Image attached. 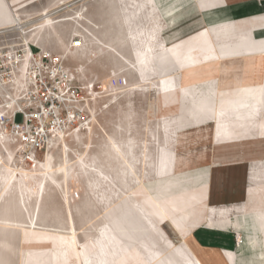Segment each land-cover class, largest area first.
I'll return each mask as SVG.
<instances>
[{
	"label": "crops",
	"instance_id": "obj_1",
	"mask_svg": "<svg viewBox=\"0 0 264 264\" xmlns=\"http://www.w3.org/2000/svg\"><path fill=\"white\" fill-rule=\"evenodd\" d=\"M40 1L0 0V35L3 34L1 31L8 32L13 27L15 14L24 16L25 11ZM145 2L134 0L127 6L123 24L129 21L134 10L142 11L145 5L148 8L151 5L157 19L164 22L156 0ZM181 7L174 3L166 9L165 15L172 17L180 8L196 11L200 27L181 45L182 56L172 61L175 72L168 79L159 71L155 57L138 60L143 66L153 64L156 78L163 82L157 94L167 98L158 105L159 110L186 112L180 120L173 115L168 120L170 127L181 121L182 130L177 129L167 136L160 143L164 147L149 152L143 149L144 142L112 136L101 148L102 152L97 156L100 160L95 167L86 169L88 167L81 161L80 169L87 173L86 184L83 185L82 178L74 172V182L78 183L75 187H92L93 193L98 192L103 210L90 222L95 223L102 215V223L107 225L104 236L101 238L100 235L99 244L93 240L88 246L80 245L70 216L71 232H56L57 247L53 248L49 235L55 232L39 230L37 216L36 226L31 227L34 253L30 264H264L260 233L264 225L257 217L264 209L261 205L264 204V180L257 179L256 171L249 172L255 167L249 166L247 159L240 158L238 148L227 152L232 145L257 143L256 136L220 138L217 125L210 124L214 122L216 110L240 109L247 113L256 105L257 95H264V78L259 80L257 72L258 58L264 57V0H186ZM45 10L49 9L46 7ZM96 25L102 28L103 24L97 22ZM127 30L129 26L126 29L123 25L122 31ZM198 31H202L203 37L196 34ZM120 61L127 62L126 59ZM205 67L210 73L199 72V68ZM190 68L197 70L191 72ZM178 75L180 81L176 83ZM124 79L127 81L126 77ZM208 79L217 87L218 98L213 93L209 96L211 82L197 83ZM183 85L188 87L185 95ZM166 87L176 89L168 91ZM225 87L231 91L223 97L221 90ZM202 92L206 97L202 98L201 107L196 108L193 97L202 96ZM175 95H179L178 101L173 98ZM199 121L201 123L197 124ZM193 130L209 140L211 146L206 148L202 161L188 163L187 157L182 156L186 152L181 151L179 138ZM84 133L81 131L71 138L82 145L91 143V137ZM66 145L70 149L69 141ZM222 147L224 151L220 152L218 149ZM84 148L85 154L93 151L90 146ZM83 154L84 149L79 155ZM131 160L135 162L133 165ZM248 173L252 176L250 185H246ZM65 192L68 191L65 189ZM68 197L65 196L66 200ZM72 198L76 196L72 195ZM96 204L93 200L92 205ZM172 220L182 229L189 230L184 240H179L178 232L169 225ZM146 233L155 238L156 247L145 244ZM163 238L171 244L166 249L161 246ZM43 247L49 248L42 255L40 249Z\"/></svg>",
	"mask_w": 264,
	"mask_h": 264
},
{
	"label": "rangeland",
	"instance_id": "obj_2",
	"mask_svg": "<svg viewBox=\"0 0 264 264\" xmlns=\"http://www.w3.org/2000/svg\"><path fill=\"white\" fill-rule=\"evenodd\" d=\"M133 1L42 0L32 6L29 11L23 13V19H25L23 25L28 30L26 35L21 33L19 28H16L17 26H13L8 32L0 35V46H8L13 49H24L27 42L25 37L27 36L34 52L40 53L43 49H46L51 52L52 59H56L55 62L57 63L55 64L52 61L45 60L46 65L64 66L67 71H71L75 75L71 76L69 83L72 90L76 91L78 95L81 119L70 128L75 131L78 125L84 129L89 123L88 127L83 131H85V135H88L89 138L91 137V143L83 144V146L72 138H68L70 149L67 148V155H64L62 151L63 145H58V149L55 145L48 150L54 153L58 169L66 166L69 174L74 173V170L77 169L75 173L82 178L81 182L83 185L86 184L87 173L80 169L81 160L88 167L86 169L95 167L100 160L97 156L102 152L101 148L106 146V141L109 137L126 136L132 141H140L142 144L144 142L143 149L146 152L153 151L164 147L160 143L167 136L173 135L177 129L179 132L182 130L181 121L176 124L178 128L169 126L170 115L178 117L179 120L187 115L186 112L181 111L170 113L159 110L158 105L167 98L157 94L158 88L162 87L163 82L156 78L157 73L155 68H153V64L141 65L135 50L149 47L148 51L155 54L160 51L163 39L169 43L178 36L189 35L200 27L197 22L198 13L193 10L181 9L182 4L186 3V0H156L159 5L158 10L166 22V27L161 34L160 28L163 26V21L157 19L151 5L149 8L145 5L142 11L140 9L134 10V14L129 17V21L123 24V14L127 6H130ZM145 3L147 4V0ZM174 3L175 5H180V10L172 17L166 16V9L172 4L174 5ZM46 7L53 14L54 20L56 19L55 21L58 22L55 24V29L41 30L39 33L40 19L43 14L41 12ZM200 7H203V4H200ZM81 15L85 17L84 20H82ZM97 22L103 24L101 25L102 28L96 25ZM123 25L126 26V29L129 26V30L122 31ZM127 36H130V39ZM140 36H144L145 41H139ZM39 37H41L40 41ZM192 37L193 34L189 39ZM79 41H81L80 47H72L74 42ZM41 43L43 44L42 46L40 45ZM108 46L116 49L117 54L109 52ZM179 50L180 47L178 50L176 49L177 52ZM121 55H125L127 62L122 63L120 61L122 59ZM196 70L193 68L189 69L191 72ZM199 72L210 73V70H207L206 67L199 68ZM257 72L259 80L263 79L264 57L258 58ZM124 77L127 78V81ZM147 77L151 79H146ZM102 81H108L114 85L111 94L108 95L105 89L100 88L101 83L99 82ZM179 81L180 76L178 75L175 82L178 83ZM205 81L207 80H199L197 83L203 85L202 83ZM127 82L128 86H126ZM89 83H96V100L93 99V95L86 89ZM187 89L188 87L184 86L182 90L184 95ZM167 90L169 91L170 89ZM230 91L229 88L225 87L221 90V95L225 97ZM173 98H176L177 101L178 98L180 99L179 95H175ZM255 106H260L262 110L259 111L260 115H255L254 118L262 117L264 122V95H257ZM63 116H66V111H63ZM18 119L20 120L21 116ZM3 122L8 126V133L12 134L11 120L3 118ZM257 127L255 120L251 122L248 132L245 133L246 137L257 136ZM170 138L176 140L175 137ZM179 141L181 151L186 152L182 156L187 157L188 163L202 161L206 148L211 146L209 140L197 135L194 130L180 137ZM89 146L93 151L90 150L85 154L86 149L84 147ZM234 148H238L241 151L240 158L247 159L249 166L255 167L254 170L250 171L249 169V172L256 171L258 174L257 179L259 181L264 180V142L240 143L237 147L232 145L227 152H230V150L234 151ZM40 149H47V145H43ZM83 149L84 154L80 156L79 153ZM48 150L37 153L40 161L45 160ZM218 150L220 152L221 150L224 151L223 147ZM24 152H20L19 147L12 141L10 136L0 131V217L19 220L18 222L11 221L8 225L0 228V264H30V260L33 259L34 252H32V247L34 245L31 244V238L27 242V234L23 233V230L35 227L36 224H32L31 221L32 216H38L37 221L39 224L36 227L39 230L55 232L49 235L53 248L57 247L55 243L56 232H71L70 216L76 227L80 245L88 246L93 240L98 242L100 235L103 238L102 235L104 236L107 225L102 223V215L95 220V223L90 222L92 218L94 220L97 213L103 210L102 202L98 200V192L96 194L93 193L92 187H75L78 183L74 182V174H70L68 177V187L64 184L65 174L58 170L55 179L49 177L46 187L38 193V184L35 186L28 179L32 175L33 170L41 169L42 166L37 164L34 157L30 160L27 159V155ZM13 156L16 157L19 167L26 170L29 175H20L18 186L7 187L2 192L4 181L10 174L9 169L3 166L2 162L7 165L11 164L10 160ZM130 162L131 165L135 163L132 160ZM251 177L248 173L246 185L251 184ZM129 178L131 179L130 176ZM65 189L68 192H65ZM118 189L120 190V187ZM38 194H40V200L37 201ZM67 195L69 197L66 200ZM72 195L76 196V198H72ZM129 195L131 196L132 194ZM93 200L97 202L96 205H92ZM261 205L264 206V204ZM263 213L264 209L260 214ZM260 214L257 215L258 218ZM260 233L262 234L264 245V228H262ZM140 236L138 237L140 238ZM111 239L113 240V238ZM143 239L145 244L151 245L153 248L157 246L155 238L151 234L146 233ZM112 240L110 241L111 243ZM169 243V240L163 238L161 241L162 248H168L171 245ZM46 245H49V243ZM48 248L43 247L40 249V253L42 252V255L45 254L48 252ZM158 250L160 251L161 248ZM88 253L93 257L90 249Z\"/></svg>",
	"mask_w": 264,
	"mask_h": 264
},
{
	"label": "bare ground",
	"instance_id": "obj_3",
	"mask_svg": "<svg viewBox=\"0 0 264 264\" xmlns=\"http://www.w3.org/2000/svg\"><path fill=\"white\" fill-rule=\"evenodd\" d=\"M52 15L53 14L51 13L50 10H45L43 12L42 18L40 19L41 20V26H40L39 33L41 32V30H45L46 31V30H49V29L50 30L51 29H55V24L58 21H55L56 19L54 20ZM83 15H81L82 16V20L85 19V17ZM23 17L24 16H22L20 14H15L14 15L15 22H14V24L12 26H14V27L17 26L16 28H19L20 32L24 33L26 35L28 30H26L27 28H25L24 25H23V23L25 22V19H23ZM12 26H9V27H12ZM165 27H166V22L164 21L163 22V26L160 28L161 34H162L163 30L165 29ZM191 33L194 35L193 32H191ZM191 33L189 35H187V36H178V37L172 39L169 43H167L163 39L160 51L158 53H155V54L148 51L149 47L142 48V49L138 48V49L135 50L136 56L141 61L144 60L145 58L149 57V56L155 57L157 62H158L159 71L161 72V74L163 76H167V78H168V76H170L172 74V72H175V70H176L175 66L172 64V61L174 60V58H178V57L182 56V55H180L179 51L178 52L176 51V49L178 50L179 47H181V45L184 43V41H186V39H189V37L192 36ZM197 33H199V37L203 36L202 31H200V32L198 31V32H196V34ZM38 35H37V37H38ZM28 40L29 39L26 36L25 37V41H27L26 44H28L31 47V45L28 42ZM40 40H41V37H39V41ZM139 41H142V42L145 41V37L144 36H140L139 37ZM80 46H81V41L74 42L72 44V47H80ZM108 49H109V52H111L113 54L114 53L117 54V50L116 49H114V48H112L110 46H108ZM29 52H31V49H29ZM47 52L50 53V51H48L46 49H43L42 53H47ZM121 58L123 60L127 59L125 57V55H121ZM12 64L15 65L14 62ZM31 66H32V61L28 58V60H26L24 63H22V65H18V70L14 69L15 76L13 78H11L9 81L6 80V79H4V81L0 80V129H1L0 131H2L5 135H8V136H10L12 138V141L19 147L21 153L24 152V149L26 148L25 147L26 140L24 138L19 139V138L15 137V136H12L11 134H9L8 133V127H7L6 123L3 122V118L11 119V117L14 115V112L16 110H18L19 107H20V109H22L23 105H28V103L30 102L28 94H29V91L34 87L35 82H36L35 79L32 76L34 71H32V67ZM70 74H71L70 76H75L71 71H70ZM210 82H211L212 89L209 92V96L212 97V93H213L214 95H216L215 97L218 98L219 97L218 89H217V87H214V84H213L214 82L212 80H207V83H210ZM99 83H101L100 88L105 89V92H107L108 95L112 93L114 85H112L108 81H102V82H99ZM67 85L68 84L66 83V86ZM95 85H96V83H89L87 85L86 89H87V91L90 92L91 95H93V97H94L93 99L96 100ZM194 85L196 86L197 83H194ZM184 86L185 85H183L182 88H184ZM61 88H62L63 92L65 93L67 87H63L62 86ZM166 88L170 89L169 87H166ZM174 89H176V88L173 87L170 90H174ZM67 94L70 95L71 94V90H68L65 93V96ZM196 97L199 98V99L196 100L197 99ZM196 97H193L192 103L194 104V107H196V108L198 106L201 107V104L203 102L202 98L206 97V94L203 93L202 96L200 94H198ZM259 109L260 108L258 106H254L252 109L247 111V113L241 112L240 109H238L239 111H233V110L230 111L229 109L228 110H216L215 112L213 111L214 112L213 113L214 114V122H211L210 124H216L217 125V132H218L220 138L224 137L225 139H229V138H237V137H246L245 133L248 132L249 124L255 120L257 122V125H258L257 130H256V133H257L256 140H257V143H260V142L262 143V142H264V122L262 120V117H260V118L259 117L258 118L255 117L254 118L255 115H257V116L260 115V112H259L260 110ZM198 123L200 124L201 121L197 122V124ZM88 125H89V123L86 125L85 128H87ZM84 129L81 128V127H78L75 131L74 130H69V129L68 130L59 131L57 134H55L52 137V140L50 141L49 145L47 146V149L35 150V156H34L35 161L37 162V164H41L42 168L33 170V173H32L31 176H29L28 181L33 182L35 186H37V184H38V187H39V192L38 193H40V190H43L44 187H46L47 180L49 179V177L52 178V179H55V176L57 175V171L58 170L60 172L62 171V173L65 174L64 175V179L65 180L64 179L63 180L65 182L64 184L68 186V177H69L70 174L73 175L74 173H70L69 174L68 169H67L66 166L59 167V169H58L56 167L57 165L55 163V155H54V153H52L51 150H48V149L50 147L52 148L55 145H56L55 147L58 149V145H63L62 151H63L64 155H67L68 154L67 153V151H68L67 148L68 147L66 145V142L68 141V138H71V137H73L75 135H78ZM47 150H48V152H47V155H45L46 156L45 160L40 161L38 159L37 153L39 151H47ZM10 162H11V164H9V165H7L6 163L2 162V165L6 166L9 169V171H10L9 176L6 177V179L4 181L2 192L7 187H14L15 185L18 186L19 185V177H20V175L23 176V175H27L28 174L26 170H24L23 168L19 167V165H18V163L16 161V157H14V156L11 157ZM0 168H1V165H0ZM102 173L104 174V172H102ZM126 196H127V194H126ZM39 197H40V194H38V196H37V201L40 200ZM37 205H38V202H37ZM36 216H34V217L32 216L31 217L32 224H37L36 221H35V219L37 218ZM260 217H259L260 218L259 221H260V223L262 225H264V213L261 214ZM11 221L18 222L19 220L7 218V217H0V228L3 227V226L8 225L9 222H11ZM169 225L173 229H176V231L178 232L177 236H178L179 240H184L185 239V235L189 232L188 229H182V227L175 220H172V222ZM176 226H177V228H176ZM263 228H264V226H263ZM181 230H183V232H181ZM23 233L27 234V242H28L29 239L32 237V233H34V230L32 228L28 229V230L24 229ZM201 264H202V262H201Z\"/></svg>",
	"mask_w": 264,
	"mask_h": 264
},
{
	"label": "built area",
	"instance_id": "obj_4",
	"mask_svg": "<svg viewBox=\"0 0 264 264\" xmlns=\"http://www.w3.org/2000/svg\"><path fill=\"white\" fill-rule=\"evenodd\" d=\"M42 52H34L32 46L28 44L24 49L0 46L1 81L4 79L9 81L13 78L14 69L18 70V65H22L28 58L32 61L31 67L34 71L32 76L36 82L28 94L30 102L28 105H23L22 109L19 107L10 119L11 135L26 140L24 153L29 160L35 156V150H39L43 145L48 146L55 134L62 130H71L70 127L81 119L78 95L69 83L70 71H67L64 66L54 65L57 62H55L56 59H52L51 52ZM45 60L52 61L54 64L48 66ZM13 62L15 65L12 64ZM62 86L67 87L65 93L71 90V94L65 96ZM63 111H66L65 117ZM19 116H21L20 120ZM78 127L77 125L76 129ZM241 241L242 239L239 240Z\"/></svg>",
	"mask_w": 264,
	"mask_h": 264
}]
</instances>
